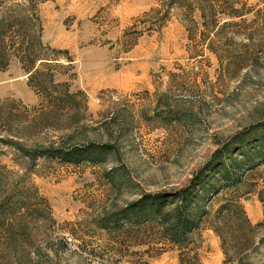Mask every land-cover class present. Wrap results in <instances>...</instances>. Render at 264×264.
Here are the masks:
<instances>
[{
	"label": "rangeland",
	"instance_id": "rangeland-1",
	"mask_svg": "<svg viewBox=\"0 0 264 264\" xmlns=\"http://www.w3.org/2000/svg\"><path fill=\"white\" fill-rule=\"evenodd\" d=\"M237 3V26L218 15L220 34H201L193 0H0V264H264V0ZM38 37L54 59L40 79L52 102L16 59ZM50 143L111 150L79 166L19 150ZM221 157L254 168L209 195L188 249L121 221L145 195L195 186Z\"/></svg>",
	"mask_w": 264,
	"mask_h": 264
},
{
	"label": "trees",
	"instance_id": "trees-1",
	"mask_svg": "<svg viewBox=\"0 0 264 264\" xmlns=\"http://www.w3.org/2000/svg\"><path fill=\"white\" fill-rule=\"evenodd\" d=\"M199 5L200 18H201V34H220L216 31L220 24L218 15L225 17L224 22L220 28H227L229 26H237L238 23L235 20H242L245 17V12L236 9L238 0L223 1V0H193ZM222 3L225 8L220 12L213 11L214 4ZM213 3V4H212ZM211 9H213L211 11ZM165 19H160L157 23V30L163 28ZM155 30V29H153ZM219 30V29H218ZM242 30L231 32V34H243ZM51 49L41 42L40 37L34 40L30 46L28 44H21L18 48L16 59L21 64L23 71L28 76V87L35 93L38 90L43 94V100L45 102H52L53 94L50 92L49 87L40 81L44 78L47 66L54 59H48L46 54ZM40 63V67L36 68V64ZM68 63L72 61L67 59ZM35 84V86H34ZM50 87H57L53 81L48 83ZM69 92L66 90L65 95L69 97ZM50 108V109H49ZM46 108L41 107L42 115L49 116L54 113V108L50 106ZM46 110L47 112H45ZM25 158L31 161H37L38 159H51L65 165L79 166L83 163L98 159L103 161L100 155H105L106 152L111 150L109 146H95L89 145L87 147L81 146H69L62 148L55 146L54 143H50L47 146L37 145L34 149L30 150L25 147L19 149ZM245 155V154H244ZM246 156V155H245ZM98 157V158H97ZM248 158V157H247ZM222 158L212 168V171L201 181L197 182L195 186L187 189L180 190L174 193L172 196L165 197H150L143 196L136 202L127 206L121 211V221L131 227H144L145 225H155L161 229L162 239L171 245L177 246L180 250H186L189 246L190 235L193 231L197 230L200 226V221L205 217L207 212H201L209 195H216L224 190L235 189L241 183V176H237L244 171L252 170V159H237ZM250 166V168H247ZM210 176V178H209ZM212 193V194H211ZM238 207L231 206L229 212H234V209ZM199 211V212H198ZM224 211H227L226 209ZM223 210L219 211L221 216H224ZM240 217V229L245 232L253 231V227L247 220L244 212L240 209L238 212ZM217 233V232H216ZM218 234V233H217ZM180 264H199L197 256H192L188 259V262L181 256Z\"/></svg>",
	"mask_w": 264,
	"mask_h": 264
}]
</instances>
